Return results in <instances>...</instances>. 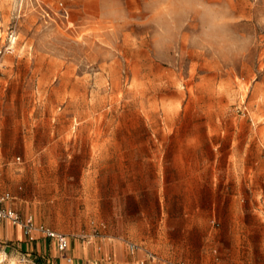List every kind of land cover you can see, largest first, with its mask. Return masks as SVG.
<instances>
[{"label":"rangeland","instance_id":"1","mask_svg":"<svg viewBox=\"0 0 264 264\" xmlns=\"http://www.w3.org/2000/svg\"><path fill=\"white\" fill-rule=\"evenodd\" d=\"M225 2L255 38L235 64L157 52L98 0H0V191L71 247L122 246L89 264L137 257L127 241L152 264H264V0ZM51 251L0 241V264Z\"/></svg>","mask_w":264,"mask_h":264},{"label":"clouds","instance_id":"2","mask_svg":"<svg viewBox=\"0 0 264 264\" xmlns=\"http://www.w3.org/2000/svg\"><path fill=\"white\" fill-rule=\"evenodd\" d=\"M98 15L117 30L129 24L147 29L153 48L162 54L181 46L222 64L243 60L255 40L237 29L239 21L225 0H142L140 18L130 15L124 0H98Z\"/></svg>","mask_w":264,"mask_h":264},{"label":"crops","instance_id":"3","mask_svg":"<svg viewBox=\"0 0 264 264\" xmlns=\"http://www.w3.org/2000/svg\"><path fill=\"white\" fill-rule=\"evenodd\" d=\"M13 198L14 197H12V199L8 202V205L15 208V206H13V203H12ZM27 215H31V214H27ZM0 241H9L12 245L15 244L23 249L29 248L34 254L36 253V251H38L39 253H41V257H44V255L47 254V248H49L50 250L49 255L53 256V253L51 250L52 248H55L58 254H54V256L58 258H55L53 261L57 264H89L88 260L86 259L88 251L91 250V252H94L95 254H97V252L93 251L92 248H104L107 254L109 252L110 253L113 252L112 254L115 259V257L117 256L116 254H117L118 248H122L120 244L115 245L109 242H105L103 246H99V247L92 243L84 244V245L74 244V246L71 247V240L68 237V245H67L66 250L60 251L57 248L55 238L45 237L39 233L25 234L20 226L13 225L10 222L4 221V220H0ZM126 248H127V245H126ZM141 250L142 249L140 245H139V248L134 253H131L128 250L131 254H137V257H133L129 260L127 259V261H124L123 263H117V262H112V261L106 262V263L107 264H145V263L152 264L153 262L157 261L156 259H151L147 256L146 254L147 250H144L143 252ZM46 260L49 261L50 258H47Z\"/></svg>","mask_w":264,"mask_h":264},{"label":"built area","instance_id":"4","mask_svg":"<svg viewBox=\"0 0 264 264\" xmlns=\"http://www.w3.org/2000/svg\"><path fill=\"white\" fill-rule=\"evenodd\" d=\"M60 6L61 15L67 18L68 10L61 2ZM9 37L12 40L13 35L10 34ZM12 197L13 196L9 191H0V220L8 221L13 225L20 226L25 234L39 233L45 237L55 238L57 248L60 251H65L68 245V235L55 231L50 227L37 222L31 215L22 216L17 209L8 205V202ZM93 231L96 232V228H93ZM81 236L85 238L90 237L88 234H82ZM126 245L131 253H134L139 248V245L132 241H127ZM146 254L149 258L156 259L155 254L151 251L147 250Z\"/></svg>","mask_w":264,"mask_h":264}]
</instances>
